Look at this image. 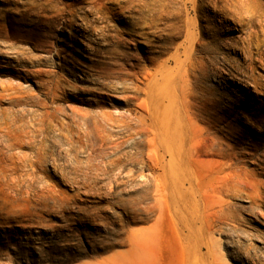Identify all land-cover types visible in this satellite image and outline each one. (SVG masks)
<instances>
[{"label":"rangeland","instance_id":"374dc122","mask_svg":"<svg viewBox=\"0 0 264 264\" xmlns=\"http://www.w3.org/2000/svg\"><path fill=\"white\" fill-rule=\"evenodd\" d=\"M234 1L0 0V264H264V0Z\"/></svg>","mask_w":264,"mask_h":264},{"label":"bare ground","instance_id":"6f19581e","mask_svg":"<svg viewBox=\"0 0 264 264\" xmlns=\"http://www.w3.org/2000/svg\"><path fill=\"white\" fill-rule=\"evenodd\" d=\"M226 1V0H225ZM189 3V2H188ZM222 3V2H221ZM217 10L222 14L225 15L233 20H235L237 23H244L246 21H249L253 14H254V8L249 2H246L244 0H235L232 3H227L217 8ZM264 15V14H263ZM69 20V19H68ZM71 20V19H70ZM74 20V19H73ZM84 21V20H83ZM262 21V20H261ZM69 22V21H68ZM74 22V21H73ZM85 22V21H84ZM83 22V23H84ZM258 22V21H257ZM70 23V22H69ZM262 23V22H261ZM69 26V25H68ZM86 26V25H85ZM93 26V25H92ZM145 26V25H144ZM70 28V27H69ZM83 28V27H82ZM154 29V28H153ZM101 30V29H100ZM81 33V32H80ZM73 34V33H72ZM86 34V33H85ZM85 38V37H84ZM80 43V42H79ZM234 46V45H233ZM94 47V46H93ZM88 49V48H87ZM68 50V49H67ZM56 55V54H55ZM73 55V54H72ZM91 55V54H90ZM63 61V60H62ZM264 62V61H263ZM236 68V67H235ZM64 70V69H63ZM69 71V70H68ZM71 72V71H70ZM149 73H145L143 76V79H145L147 82L149 81L150 77ZM82 77V76H81ZM84 79V78H83ZM119 79V78H118ZM133 81V80H132ZM144 81V80H143ZM254 81V80H253ZM16 83V82H15ZM122 84V83H121ZM142 84L145 85V82ZM148 83H146L147 86ZM141 85V84H140ZM8 87V86H6ZM72 89V88H70ZM131 89L134 90L135 94H139L141 92H144V95L148 97V93L146 92L145 87H139L137 84L133 81V86H131ZM67 91V90H66ZM63 93V92H62ZM21 94V93H20ZM70 94V93H69ZM68 94V95H69ZM77 94V93H76ZM82 94V93H81ZM130 94V93H129ZM100 95V94H99ZM127 95V94H126ZM132 95V94H131ZM66 97V96H65ZM133 98H135L134 95H132ZM130 99V98H129ZM78 100V99H77ZM93 100V99H92ZM83 102V101H82ZM91 102V101H90ZM94 103V102H93ZM28 105V104H27ZM32 106V105H31ZM95 106V105H94ZM89 107V106H88ZM115 108V107H114ZM113 108V110H114ZM140 110H137V108L133 110L127 109L125 115L121 114L119 117H114L111 115L109 112L106 110H87L84 113V116L82 119L75 118V116L72 117L73 120H79V121H74L71 123L64 124L65 127L63 126V129L67 132L66 139L68 140L69 143L74 144V143H81L83 141V147L89 143V145H92L90 141V137L93 134L95 129H100L101 131H104L105 134L107 135L108 129H107V122L112 121V122H118L121 124H126V119H130L131 122H133V133L136 134L141 132H150L152 130V120L154 118V114L151 112V109L147 104H143L141 107H139ZM22 109V108H20ZM105 109V108H104ZM117 109V108H115ZM80 110V109H79ZM112 110V109H110ZM120 110V109H119ZM123 110V109H122ZM1 113V111H0ZM38 113V112H37ZM115 114V113H114ZM77 117V116H76ZM55 123V122H54ZM37 126V125H36ZM116 128V127H115ZM119 128V127H118ZM122 128V127H121ZM47 131V130H46ZM130 131V130H129ZM58 132V131H57ZM124 133V132H123ZM49 134V133H48ZM51 134V133H50ZM131 135V134H130ZM114 136V135H113ZM74 137L77 139L74 140ZM49 139V138H48ZM122 139V138H121ZM103 142V141H101ZM124 142V141H123ZM126 142V141H125ZM149 145H156L155 139L148 138ZM8 143V142H7ZM144 143V142H143ZM24 145V144H23ZM49 147V145H48ZM86 147V146H85ZM84 147V148H85ZM108 147V146H107ZM5 151V150H4ZM18 151V150H17ZM106 151V150H105ZM111 151V150H110ZM91 152V151H89ZM48 153V152H47ZM136 153V152H135ZM160 154V153H159ZM60 155V154H59ZM80 155V154H79ZM95 156V155H94ZM140 156V155H139ZM158 156V155H157ZM183 156V155H182ZM181 156V157H182ZM48 157V156H47ZM56 157V156H55ZM124 157V156H123ZM180 157V158H181ZM69 158V157H68ZM81 158V157H80ZM90 158V157H89ZM113 158V157H112ZM111 158V159H112ZM173 156L171 157L172 160ZM94 159V158H93ZM67 160V159H66ZM72 160V159H71ZM97 160V159H96ZM121 161V160H120ZM48 162V161H47ZM63 162V161H62ZM61 162V163H62ZM90 162V161H89ZM136 162V161H134ZM141 162V161H140ZM139 162V163H140ZM114 163V162H113ZM138 163V162H137ZM138 163V164H139ZM115 164V163H114ZM51 165V164H49ZM53 165V164H52ZM61 165V164H60ZM99 165V164H98ZM143 165V164H142ZM44 167V166H43ZM68 167V166H67ZM61 168V167H60ZM62 169V168H61ZM70 169V168H69ZM92 169V168H91ZM94 169V168H93ZM93 172V171H92ZM141 172V171H140ZM143 172V170H142ZM141 172V173H142ZM148 173V172H147ZM93 174V173H92ZM107 174V172H106ZM140 174V173H139ZM131 175V173H130ZM65 176V175H64ZM106 176V175H105ZM142 176V175H141ZM152 176V175H150ZM17 177V176H16ZM70 177V176H69ZM95 177V175H94ZM140 177V176H139ZM31 178V177H30ZM88 178V177H87ZM90 178V176H89ZM142 180L143 178L140 177ZM19 179V178H17ZM97 179V177H96ZM189 179V178H188ZM93 180V179H92ZM27 181V180H26ZM68 181V179H67ZM85 181V180H84ZM47 182V181H46ZM52 182V181H51ZM50 182V183H51ZM71 182V181H70ZM156 182V181H155ZM46 184V183H45ZM263 212V211H262Z\"/></svg>","mask_w":264,"mask_h":264}]
</instances>
